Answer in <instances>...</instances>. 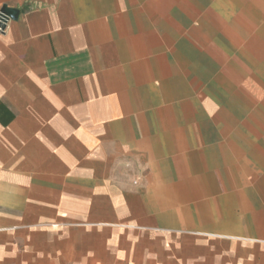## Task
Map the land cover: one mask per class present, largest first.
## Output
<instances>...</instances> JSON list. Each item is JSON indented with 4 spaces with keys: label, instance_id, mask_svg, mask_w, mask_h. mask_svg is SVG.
I'll return each mask as SVG.
<instances>
[{
    "label": "crops",
    "instance_id": "1",
    "mask_svg": "<svg viewBox=\"0 0 264 264\" xmlns=\"http://www.w3.org/2000/svg\"><path fill=\"white\" fill-rule=\"evenodd\" d=\"M0 264H264V0H0Z\"/></svg>",
    "mask_w": 264,
    "mask_h": 264
},
{
    "label": "water",
    "instance_id": "2",
    "mask_svg": "<svg viewBox=\"0 0 264 264\" xmlns=\"http://www.w3.org/2000/svg\"><path fill=\"white\" fill-rule=\"evenodd\" d=\"M18 13H19L18 10L10 9V8H7L6 6H3L0 9L1 18L4 21L15 20L18 17Z\"/></svg>",
    "mask_w": 264,
    "mask_h": 264
},
{
    "label": "built area",
    "instance_id": "3",
    "mask_svg": "<svg viewBox=\"0 0 264 264\" xmlns=\"http://www.w3.org/2000/svg\"><path fill=\"white\" fill-rule=\"evenodd\" d=\"M8 21H4L0 15V33H3L5 31Z\"/></svg>",
    "mask_w": 264,
    "mask_h": 264
}]
</instances>
